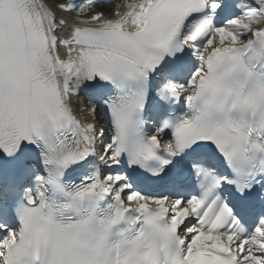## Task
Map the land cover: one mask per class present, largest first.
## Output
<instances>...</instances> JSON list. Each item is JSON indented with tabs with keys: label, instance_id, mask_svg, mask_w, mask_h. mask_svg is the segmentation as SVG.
<instances>
[{
	"label": "snow or ice",
	"instance_id": "1",
	"mask_svg": "<svg viewBox=\"0 0 264 264\" xmlns=\"http://www.w3.org/2000/svg\"><path fill=\"white\" fill-rule=\"evenodd\" d=\"M0 264H264V0H0Z\"/></svg>",
	"mask_w": 264,
	"mask_h": 264
}]
</instances>
